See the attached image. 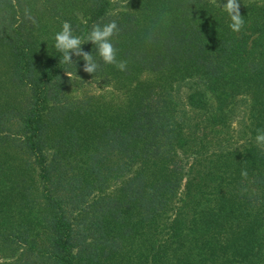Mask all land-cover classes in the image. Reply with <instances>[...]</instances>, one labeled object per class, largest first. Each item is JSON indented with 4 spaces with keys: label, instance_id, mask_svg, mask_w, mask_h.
Returning a JSON list of instances; mask_svg holds the SVG:
<instances>
[{
    "label": "trees",
    "instance_id": "16d2710c",
    "mask_svg": "<svg viewBox=\"0 0 264 264\" xmlns=\"http://www.w3.org/2000/svg\"><path fill=\"white\" fill-rule=\"evenodd\" d=\"M238 2L236 33L216 0H0V264H264V0ZM112 19L127 70L65 75L61 23Z\"/></svg>",
    "mask_w": 264,
    "mask_h": 264
},
{
    "label": "clouds",
    "instance_id": "9594fccd",
    "mask_svg": "<svg viewBox=\"0 0 264 264\" xmlns=\"http://www.w3.org/2000/svg\"><path fill=\"white\" fill-rule=\"evenodd\" d=\"M219 8L228 18L229 29L232 32H240L245 25V19L239 11L238 0H226ZM23 14L35 23L30 9H25ZM119 32L120 27L115 19L107 23H94L89 30L79 34L74 32L69 21H63L60 30L54 34L52 47L60 54V63L65 66L63 69L65 75L69 78L73 75L78 77L76 68L81 62L83 72L93 77L101 71L102 66H114L120 72L126 71L127 61L118 59L119 49L115 46L114 38ZM89 43L93 48L85 51L83 46ZM255 142L258 147L264 148V129H257Z\"/></svg>",
    "mask_w": 264,
    "mask_h": 264
},
{
    "label": "rangeland",
    "instance_id": "374dc122",
    "mask_svg": "<svg viewBox=\"0 0 264 264\" xmlns=\"http://www.w3.org/2000/svg\"><path fill=\"white\" fill-rule=\"evenodd\" d=\"M216 3L217 5H221L223 6L224 3H226V0H216ZM185 85H182V86H179V94H180V101L181 102H184L185 101V98H186V95H187V92L185 89ZM85 89H87L89 91V95H108L107 91H103L100 87H97L96 85L92 84V85H86ZM84 89V91H86ZM239 114V112H237ZM242 117V114H239L236 119L237 121H239L238 119ZM234 128L236 127V124L233 126Z\"/></svg>",
    "mask_w": 264,
    "mask_h": 264
}]
</instances>
